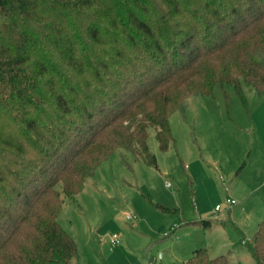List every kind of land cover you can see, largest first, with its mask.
I'll use <instances>...</instances> for the list:
<instances>
[{
    "label": "trees",
    "instance_id": "obj_1",
    "mask_svg": "<svg viewBox=\"0 0 264 264\" xmlns=\"http://www.w3.org/2000/svg\"><path fill=\"white\" fill-rule=\"evenodd\" d=\"M241 81L264 91V0H0V264H71L64 200L116 149L156 166L149 130L167 150L173 111ZM252 243L264 264V219Z\"/></svg>",
    "mask_w": 264,
    "mask_h": 264
},
{
    "label": "rangeland",
    "instance_id": "obj_2",
    "mask_svg": "<svg viewBox=\"0 0 264 264\" xmlns=\"http://www.w3.org/2000/svg\"><path fill=\"white\" fill-rule=\"evenodd\" d=\"M240 87L241 93L216 84L209 96H190L170 114L175 144L167 150L150 129L147 147L156 166L116 149L64 200L57 220L77 246L71 264L180 263L186 256L180 247L200 236V218L218 219L215 229L201 227L208 228L201 238L223 243L211 255L260 264L252 235L264 219V91L244 81ZM226 198L236 203L228 206ZM216 203L221 209L211 213Z\"/></svg>",
    "mask_w": 264,
    "mask_h": 264
},
{
    "label": "crops",
    "instance_id": "obj_3",
    "mask_svg": "<svg viewBox=\"0 0 264 264\" xmlns=\"http://www.w3.org/2000/svg\"><path fill=\"white\" fill-rule=\"evenodd\" d=\"M218 179L219 180H221V185H223V188H224V190H227L228 189V186H227V184L225 183V182H223V176H221V175H219L218 176ZM165 183H166V181H165ZM166 186V185H165ZM167 187V186H166ZM236 203V201L234 202V203H232V204H235ZM216 204H218V203H216ZM215 204V205H216ZM226 204L229 206V204L231 205V203H229L228 204V202H226ZM214 205V206H215ZM221 209V208H220ZM219 209V210H220ZM218 210V211H219ZM211 213H217V211L216 212H214V207L211 209ZM201 220H207V221H209V226L212 228V229H215V227H216V225H217V223H218V219H216L215 221H212V220H209V219H207V218H200V220H196V221H201ZM263 220V219H262ZM261 220H258L257 222H256V225L260 222ZM186 226V225H184L183 223L181 224V226ZM198 225V224H197ZM201 227H203V226H201ZM201 227H200V229H199V237H197V239L198 240H192L191 242H187V244H185V245H183V246H181L180 247V249H179V253H182L183 255H186L185 256V258L181 261V262H183V261H185L187 258H189L191 255H192V253H193V251L195 250V249H197V248H200V247H204V248H206V250L208 251V254H209V256L210 257H216V256H218V255H221V254H215V255H211L212 253H217L216 251H218L219 250V248L223 245V243H221L220 241H217L216 240V237H212V238H210V239H207V240H205L204 238H201L202 236L204 237V236H206L205 234H206V230L208 229V228H206V230H202L201 229ZM196 228H198V227H196ZM175 232L176 231V227L171 231V232ZM191 232L192 231H187L186 230V234L187 235H190L191 234ZM243 252V251H242ZM247 253H249L248 251H247ZM224 255V254H223ZM227 256V258H228V260L230 261V263L232 264V260H231V258H230V256H229V254H227L226 255ZM172 261H174V260H172ZM161 264V263H160Z\"/></svg>",
    "mask_w": 264,
    "mask_h": 264
},
{
    "label": "built area",
    "instance_id": "obj_4",
    "mask_svg": "<svg viewBox=\"0 0 264 264\" xmlns=\"http://www.w3.org/2000/svg\"><path fill=\"white\" fill-rule=\"evenodd\" d=\"M165 185H166L167 187H171V184H170V182H168V181H166ZM226 202L232 204V203L235 202V200L232 199V198H226ZM220 208H221V205H220V204H216V205L214 206V212L218 211ZM126 218H129V219H130L131 216H130L129 214H127V215H126ZM111 241H112L114 244H118V243L120 242L118 235L113 233V234L111 235Z\"/></svg>",
    "mask_w": 264,
    "mask_h": 264
}]
</instances>
